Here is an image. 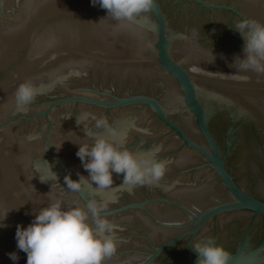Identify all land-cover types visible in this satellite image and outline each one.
Returning a JSON list of instances; mask_svg holds the SVG:
<instances>
[{
	"label": "water",
	"instance_id": "1",
	"mask_svg": "<svg viewBox=\"0 0 264 264\" xmlns=\"http://www.w3.org/2000/svg\"><path fill=\"white\" fill-rule=\"evenodd\" d=\"M105 16L90 0H0V264L13 252L26 264L16 226L41 207L91 199L122 229L104 264H195L187 245L204 237L229 264H264V74L237 71L232 29L264 24V0H155L147 23L126 27ZM26 80L37 95L18 110ZM90 116L117 131V148L156 152L164 178L129 191L113 174L109 189L68 191L66 175H88L77 145L107 136Z\"/></svg>",
	"mask_w": 264,
	"mask_h": 264
},
{
	"label": "clouds",
	"instance_id": "2",
	"mask_svg": "<svg viewBox=\"0 0 264 264\" xmlns=\"http://www.w3.org/2000/svg\"><path fill=\"white\" fill-rule=\"evenodd\" d=\"M90 4L105 10L106 16L102 19L108 18L117 26L126 27L137 18L147 23V14L152 11L155 0H90ZM232 29L243 42L242 58L234 57L233 64L237 59L240 61L237 71L264 74V24L240 19ZM36 95L37 87L31 80L17 85L14 92L17 109L27 108ZM90 119L94 128L106 131L107 136L92 137L91 145H77L75 155L88 175L79 176L77 181L66 175L63 183L68 191L79 192L84 182L100 191L109 189L113 174L122 175L120 186L129 191L158 184L164 178L168 165L157 159L156 152L137 155L128 148H117L108 137L119 134L108 121L96 116ZM50 173L45 179L57 183V176ZM107 208L108 202L95 199L89 200L83 209L75 205L66 208L59 200L50 203L34 212L26 227L16 226V248L26 254V264H104L116 252L115 234L122 230L103 215ZM6 215L0 219V229L6 227L3 223ZM187 246L196 254L195 264H229L230 253L214 237H204ZM7 255L13 264L18 260L15 252Z\"/></svg>",
	"mask_w": 264,
	"mask_h": 264
},
{
	"label": "flooded vegetation",
	"instance_id": "3",
	"mask_svg": "<svg viewBox=\"0 0 264 264\" xmlns=\"http://www.w3.org/2000/svg\"><path fill=\"white\" fill-rule=\"evenodd\" d=\"M245 231V230H244ZM243 234H244V232H243ZM251 235V234H250ZM243 236V235H242ZM250 237V236H249ZM249 239V238H248ZM260 242L259 243H264V236L262 235L261 237H260V240H259Z\"/></svg>",
	"mask_w": 264,
	"mask_h": 264
}]
</instances>
